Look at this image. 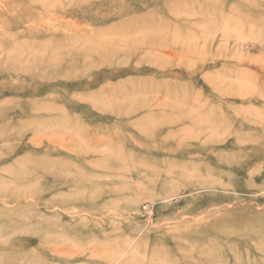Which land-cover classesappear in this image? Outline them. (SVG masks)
<instances>
[{"label": "rangeland", "instance_id": "obj_1", "mask_svg": "<svg viewBox=\"0 0 264 264\" xmlns=\"http://www.w3.org/2000/svg\"><path fill=\"white\" fill-rule=\"evenodd\" d=\"M0 264H264V0H0Z\"/></svg>", "mask_w": 264, "mask_h": 264}, {"label": "bare ground", "instance_id": "obj_2", "mask_svg": "<svg viewBox=\"0 0 264 264\" xmlns=\"http://www.w3.org/2000/svg\"><path fill=\"white\" fill-rule=\"evenodd\" d=\"M192 121H193V120H192ZM199 124L201 125V123H199ZM197 125H198V124H197ZM200 128H201V127H200ZM209 129H210V128H209ZM200 133L202 134V131H201ZM200 133H199V134H200ZM204 145H205V144H204ZM190 189H192V190H194V191L197 190V189H193V187H190ZM7 203H8V202H7Z\"/></svg>", "mask_w": 264, "mask_h": 264}]
</instances>
